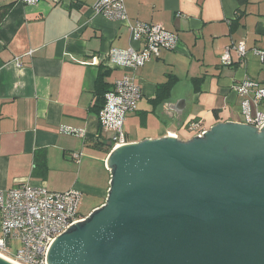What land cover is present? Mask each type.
<instances>
[{"label": "crops", "instance_id": "obj_1", "mask_svg": "<svg viewBox=\"0 0 264 264\" xmlns=\"http://www.w3.org/2000/svg\"><path fill=\"white\" fill-rule=\"evenodd\" d=\"M97 1L0 0V189L25 183L74 189L82 216L106 203L111 186L112 133L101 127L96 100L100 68L108 71L111 89L129 71L109 60L110 51L142 46L127 23L94 12ZM125 4L131 22L161 23L178 35L173 49L135 71L142 98L125 121L128 142L169 135L190 140L220 122L248 123L234 86L246 77L264 85V63L255 51L264 50V0ZM242 42L248 49L243 61L233 49L232 63H223L226 48ZM169 75L177 81L159 101L158 87Z\"/></svg>", "mask_w": 264, "mask_h": 264}, {"label": "water", "instance_id": "obj_2", "mask_svg": "<svg viewBox=\"0 0 264 264\" xmlns=\"http://www.w3.org/2000/svg\"><path fill=\"white\" fill-rule=\"evenodd\" d=\"M106 166V203L54 238L45 264H264V125L122 143Z\"/></svg>", "mask_w": 264, "mask_h": 264}, {"label": "built area", "instance_id": "obj_3", "mask_svg": "<svg viewBox=\"0 0 264 264\" xmlns=\"http://www.w3.org/2000/svg\"><path fill=\"white\" fill-rule=\"evenodd\" d=\"M34 4L38 0H21ZM96 13L127 23L131 38L142 44L140 49L114 48L109 60L125 68L127 72L116 80L105 95V104L100 109L101 127L110 131L113 148L128 143L125 130L127 117L138 110L142 98L141 86L137 83L135 71L151 56H160L164 48L173 49L178 35L166 29L161 23L130 21L125 0H98L93 5ZM243 61L248 49L244 42L228 46L222 56L223 63L231 64L232 50ZM264 63V50L255 49ZM132 72V73H131ZM241 96L242 112L248 124L260 128L264 125V85L250 77L235 84ZM198 123L192 122V128ZM68 133L84 135V132L65 128ZM201 130L197 135L203 136ZM80 154L75 158L79 160ZM112 179V178H111ZM80 192L74 189L54 191L44 186L21 184L9 189H0V253L21 264H45L50 242L67 229L74 221L84 219L79 213Z\"/></svg>", "mask_w": 264, "mask_h": 264}, {"label": "trees", "instance_id": "obj_4", "mask_svg": "<svg viewBox=\"0 0 264 264\" xmlns=\"http://www.w3.org/2000/svg\"><path fill=\"white\" fill-rule=\"evenodd\" d=\"M240 4L246 3L248 0H237ZM242 13V12H241ZM240 13V15H241ZM108 71H104L103 68H100L97 83H96V100L98 110L104 106L105 104V95L110 90V84L106 81V76ZM177 81V79L169 75L168 80L165 83H162L157 90V100H163L166 96H168L170 88Z\"/></svg>", "mask_w": 264, "mask_h": 264}, {"label": "rangeland", "instance_id": "obj_5", "mask_svg": "<svg viewBox=\"0 0 264 264\" xmlns=\"http://www.w3.org/2000/svg\"><path fill=\"white\" fill-rule=\"evenodd\" d=\"M263 63V62H262ZM108 174V173H107ZM86 203L82 206V210H84V211H87V209H86Z\"/></svg>", "mask_w": 264, "mask_h": 264}]
</instances>
